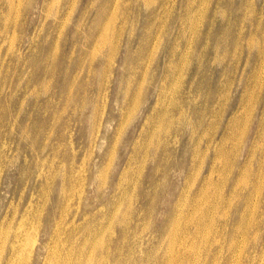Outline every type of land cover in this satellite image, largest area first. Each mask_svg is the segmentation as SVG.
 Listing matches in <instances>:
<instances>
[{
  "label": "rangeland",
  "instance_id": "rangeland-1",
  "mask_svg": "<svg viewBox=\"0 0 264 264\" xmlns=\"http://www.w3.org/2000/svg\"><path fill=\"white\" fill-rule=\"evenodd\" d=\"M27 254L264 264V0H0V264Z\"/></svg>",
  "mask_w": 264,
  "mask_h": 264
},
{
  "label": "bare ground",
  "instance_id": "bare-ground-1",
  "mask_svg": "<svg viewBox=\"0 0 264 264\" xmlns=\"http://www.w3.org/2000/svg\"><path fill=\"white\" fill-rule=\"evenodd\" d=\"M259 169V168H258ZM259 172V171H258ZM258 177V176H257ZM258 179V178H257ZM249 195H247V197H248ZM246 207V206H245ZM245 207L242 209V211H241V213L242 212H244V210H245ZM236 231V230H235ZM20 240V239H19ZM23 243V242H22ZM34 244H35V242H33L32 244H31V248L29 249V251H28V253H31V250H32V248H33V246H34ZM24 245V244H23ZM231 245V244H230ZM24 246H26V245H24ZM23 246V248H22V250H18V248L16 247V245H15V241H13L12 243H11V255H9V261L12 263V261L10 260V257H13V258H22L25 254H26V251H27V249L25 248ZM229 248H232L231 246L229 247ZM18 253H17V252ZM26 260H29L30 261V263L32 264V262H35L36 261V259H35V261H34V259H32L31 258V254H27V257L25 258ZM38 261H40V258H38Z\"/></svg>",
  "mask_w": 264,
  "mask_h": 264
}]
</instances>
